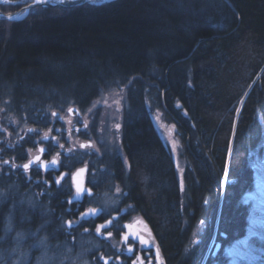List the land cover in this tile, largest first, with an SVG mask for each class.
<instances>
[{"label": "trees", "instance_id": "obj_1", "mask_svg": "<svg viewBox=\"0 0 264 264\" xmlns=\"http://www.w3.org/2000/svg\"><path fill=\"white\" fill-rule=\"evenodd\" d=\"M121 85L125 158L103 150L63 157L62 165L87 163L88 184H102L101 192L119 185L122 205L143 217L164 264H200L211 237L219 251L206 263L224 264L225 248L246 231L243 196L253 187L255 154L264 155V0H109L0 17V101L29 127L45 129L52 112L85 109ZM147 102L178 128L183 193ZM6 170L0 186L25 184L19 173L4 178ZM202 219L199 237L208 239L188 250Z\"/></svg>", "mask_w": 264, "mask_h": 264}, {"label": "rangeland", "instance_id": "obj_2", "mask_svg": "<svg viewBox=\"0 0 264 264\" xmlns=\"http://www.w3.org/2000/svg\"><path fill=\"white\" fill-rule=\"evenodd\" d=\"M29 1L32 2L33 0ZM20 2L21 0H9L4 2V4H19ZM6 8H9V6H7ZM125 86L126 85H121L116 88L101 91L98 97L92 101L91 105H89L85 109L78 110L75 106H69L62 112H52V116L49 119L51 125H46L45 129L42 130L35 127H29L24 118H18L12 113H9L7 111L8 108L4 99L0 101V147L3 146V144L1 143L12 141V143L10 142L7 148H11L9 152H15L19 144L25 142L28 143L27 149L30 150L31 146H33L35 142L41 141L45 133H47L50 138H55V141H53L52 139L49 140V145L55 147H60L61 145H63L64 151L66 148H69L67 154L69 157H74L75 160L83 155V153H90L88 154V156L93 153L99 155L103 150H115L122 156V158H125L120 142L122 110L125 101ZM147 104L150 107L149 102H147ZM72 107H75L76 110L72 109ZM69 109H72L73 111L70 113ZM76 111L79 112L77 113ZM150 111L153 125L157 129V132L163 143L170 150L180 191L181 193H183V171L185 161L183 158H180L182 140L178 132V128L173 121H170L166 118L164 112L159 108L150 107ZM53 113H56L55 117L53 116ZM116 125H119V128H117ZM30 129L33 131H29ZM81 144H90L91 147L81 148ZM0 151L3 152L1 149ZM1 152L0 161L4 162L5 158H10L7 155H4V157H2ZM85 162L87 161L85 160ZM254 162L255 165L253 169V187L250 191L244 193L243 196L248 210L246 231L243 236H240L225 248L226 261L224 264H262V262L264 261V155H257L256 153L254 156ZM2 166L3 165H1L0 163V170ZM80 167H88V164L83 163L82 165H79L71 170H66L67 173L65 175L64 181H61L59 184V186L62 184L65 185V182L70 184V186L68 187L70 190L68 197H63L60 201L64 202L62 207L65 211H67L68 215H71L72 213L78 214L77 219H69L73 221L72 227L68 228L66 225H64L63 221H65L66 216H62L59 211L58 216L57 214H55V216L51 215L53 214L54 210H52L50 214L47 213L48 226L50 225V229H58L61 230L62 234L67 233L72 236H75L72 230L73 227L78 226L81 223L80 221L82 220V217L79 211H74V208L70 206L68 199L73 190L72 173H74ZM6 171L7 172L4 174V178L8 175H11L7 173H12V169H7ZM25 179L27 180L26 177ZM86 179L87 172L84 176L85 182ZM181 181L183 182V188H181ZM2 182L4 184H10L11 182L17 183V180L2 179ZM56 185L58 186V184ZM19 187L21 189H40L42 190L41 196H49L50 194L48 184H20ZM117 188H119V192H117ZM121 196V187L119 185H116L109 193L103 192L94 197L93 202L101 205V214H105L107 212L111 214L115 209L120 208ZM12 203L13 201L9 200L6 202V206L5 204L0 205V209L3 208V206L6 209L8 205ZM15 208L18 218L23 220L24 210L19 206ZM0 211H2V209ZM47 212H49V207ZM31 213L35 214L37 219H34V217L32 218ZM30 216L31 223H33L32 225H35L40 218L39 213L36 209H32L30 212ZM130 218L132 224L136 220H141L143 222L142 224L138 225L140 229V235H143L146 239H150L153 242L150 249L155 252V260L158 264H164V260L162 258L157 242L143 217L139 214H134ZM145 225L146 228L144 227ZM205 227L206 225L203 219L197 223L196 228H194V231L192 233L191 241L187 247L188 250L195 247L198 243L203 244L205 240L208 239H202L201 237H199L201 231L202 233H204L203 229ZM84 229H87L88 233L95 235V229L91 230L88 228H83L82 230ZM82 230H78V234H80ZM149 232L151 234L150 236ZM96 239L99 241V244L97 246V249L90 256V264H102L99 257L101 254H104L105 251L112 253L114 257V260L110 261L109 264H117V258L119 259V257H121V255L126 252V247L121 241V237L117 235H112L111 238L104 239V241H106L108 245L100 241L97 237ZM137 244L139 247H141L139 242ZM218 251L219 246L215 243V240H212L211 237L206 251L202 256L200 264H207L206 259L208 255H215ZM209 264L216 263L210 262Z\"/></svg>", "mask_w": 264, "mask_h": 264}, {"label": "clouds", "instance_id": "obj_3", "mask_svg": "<svg viewBox=\"0 0 264 264\" xmlns=\"http://www.w3.org/2000/svg\"><path fill=\"white\" fill-rule=\"evenodd\" d=\"M40 189H21L15 182L0 186V205L12 200L0 211V264H90V256L99 241L82 230L72 236L48 226V204ZM21 207L24 219L15 207ZM36 209L39 220L31 224L30 212Z\"/></svg>", "mask_w": 264, "mask_h": 264}, {"label": "flooded vegetation", "instance_id": "obj_4", "mask_svg": "<svg viewBox=\"0 0 264 264\" xmlns=\"http://www.w3.org/2000/svg\"><path fill=\"white\" fill-rule=\"evenodd\" d=\"M77 112V111H76ZM79 112V111H78ZM77 112V113H78ZM51 125V123H50ZM49 125V126H50ZM21 138V137H20ZM52 138V137H51ZM49 137L48 140H44L42 138L41 141L39 142H35V144L33 146H31L30 151L27 149V147L25 148L24 154L22 155L21 153H18V149H16L15 152H9L11 148H7L8 145L10 144V142L12 141H6L3 144L2 147H0V149L3 151L1 152V156L4 157V155L9 156L10 158H5L4 161H14L16 165L20 166L23 165L25 162H27L30 158V156H36L38 154L37 150L40 148H44L46 149V151L43 154V159L46 161H50L53 157H57L59 164L58 167L54 168V169H48L47 171L42 170L36 166H33L29 169V171L27 173H25L23 171V169L21 167H17L16 169H12L10 167V165H4L3 161H0L2 168H7V169H12V174L15 176L16 173H19L21 176L24 175V179L25 177L27 178V180L25 179V184H48L49 185V196L45 195L42 196V199L47 201L48 207H49V202H51V200H53L54 202L57 201L56 204V209L55 212L53 211L52 216H55V214H57L58 216V201L61 203L62 201H60L63 197H68L70 190H69V186L70 184H65V185H56V178L59 177L61 175V173H64L66 175L68 169H65V167L62 165V161H63V157H67L68 154L67 152L69 151V148H66L65 151L63 150V148L61 147H55L52 145H49V140L51 139ZM30 144V143H29ZM56 149V150H55ZM35 150V151H34ZM15 153V154H13ZM20 155V156H19ZM22 156V157H21ZM1 157V158H2ZM87 168V176H88V167ZM65 178V176H64ZM64 178L61 181H64ZM68 178V177H67ZM66 178V179H67ZM41 179V181H40ZM85 187L91 189L92 191V196H89L87 193H85L82 198H80L79 200L76 199L75 193L72 190V193L68 199L71 200L72 202L69 203L71 207L74 208V211H79L81 214L85 212V209H89V208H98L101 209L100 206L98 205V203L93 202V198L96 197L97 195L103 193L100 190V187H103L102 184H88V181L86 179V182L84 181ZM117 185V184H116ZM114 185V186H116ZM65 186V187H64ZM113 186V187H114ZM113 190V189H112ZM111 190V191H112ZM106 193V192H104ZM109 193V191H108ZM64 203V202H62ZM95 204V205H94ZM125 208V209H123ZM127 205H122V203L120 204V208H117L114 210V212H112L111 214H109V212L105 213V214H101L102 209L100 211V213L98 215L95 216H90L87 218H82V220L80 221L81 223L78 226H74L73 227V232L74 235L76 236L78 234V230H82L83 228H88V229H95L96 225L98 224H103L106 221L112 220V224L109 225L107 228H105L103 231L104 232H111L112 235H117L119 237H121V233L125 231V229L123 228V225L125 224H132L131 222V216L136 214V213H128L127 210ZM120 209V210H119ZM119 210V211H118ZM118 211V212H117ZM59 212L62 214V216H66L65 220H69V219H77L78 214L72 213L71 215H68L67 211H65L63 209V207L59 210ZM71 217V218H69ZM113 218H116L115 220H113ZM96 235V233H95ZM96 237L104 242L105 244L108 245V243L106 241H104V238L99 237L98 235H96ZM138 241L133 242V240L131 238H129L127 243H124V246L126 247V249L128 248L129 245L132 246L133 251L129 254L127 252H125L124 254L121 255V257H119V264H140V261L143 262V264H149V261H151V264H158L157 261L155 260V252L152 251V249L150 248H142L138 246ZM106 257L110 258V261L114 260L113 254L109 253V252H104L103 254ZM138 257L140 258V260H138ZM101 261V260H100ZM109 261V262H110ZM102 262V261H101Z\"/></svg>", "mask_w": 264, "mask_h": 264}, {"label": "snow or ice", "instance_id": "obj_5", "mask_svg": "<svg viewBox=\"0 0 264 264\" xmlns=\"http://www.w3.org/2000/svg\"><path fill=\"white\" fill-rule=\"evenodd\" d=\"M46 2V0H35V3L39 4V3H44ZM73 110L69 109V112L71 113ZM240 109H237V112H239ZM53 116H56V113H53ZM117 128H119V125H116ZM29 131H33V130H29ZM59 131V130H58ZM79 131V129H78ZM44 140H48L49 139V135L47 133H45ZM53 141H55V138H51ZM61 148H63V145L60 146ZM81 148H88L91 147L90 144H81L80 145ZM30 151V150H29ZM46 151V149L44 148H40L37 150L38 154L36 156H30L29 160L27 162H25L23 165H16L14 161H4L3 164L4 165H10V167L12 169H16L17 167H21L23 169V171L25 173H27L29 171V169L33 166H36L42 170L47 171L48 169H54L56 167H58L59 161L57 157H53L50 161H46L43 159V154ZM87 172V168H81V169H77L76 172L72 173V187L76 196V199L79 200L80 198H82V196L87 193L89 196H92V191L89 188L85 187L84 184V176ZM65 174L61 173V175L59 177L56 178V183L59 185L61 180L64 178ZM181 188H183V182L181 181ZM119 188H117V192H119ZM107 195V194H105ZM72 201L69 200V203H71ZM101 209L98 208H89L86 209L84 213L81 214L82 218H87L90 216H95L98 215L100 213ZM116 218H113V220H115ZM112 220L106 221L103 224H98L96 225L95 228V233L98 236H102V238L104 239H109L112 237V233L111 232H104L103 230L105 228H107L109 225L112 224ZM64 225H66L68 228H71L73 225V221L71 220H65L63 221ZM143 222L141 220H136L133 224H125L123 225V228L125 229L124 232L121 233V241L123 243H127L129 238H131L133 240V242L138 241L140 246L142 248H150L152 246V241L150 239H146L143 235H140V229L138 227V225L142 224ZM146 228V225L144 226ZM85 231H88L87 229H85ZM150 232H149V236H150ZM133 251V248L131 245L128 246V248L126 249L127 253H131ZM157 258H158V249H157ZM99 259L102 261V264H109L110 258L104 256L103 254L100 255ZM138 260H140V258L138 257ZM117 264H119V260L117 258ZM140 264H143L142 261H140ZM149 264H151V261H149Z\"/></svg>", "mask_w": 264, "mask_h": 264}, {"label": "water", "instance_id": "obj_6", "mask_svg": "<svg viewBox=\"0 0 264 264\" xmlns=\"http://www.w3.org/2000/svg\"><path fill=\"white\" fill-rule=\"evenodd\" d=\"M102 1H106V0H76V1H66V2H49V3H35V0H33L29 5H28V9L30 7H32L33 5H42V6H54V5H73V4H78V3H83V2H88V3H92V2H102ZM26 9V11L28 10ZM26 11L24 12V8H19V9H16L12 12H2L0 10V17H4V18H7V19H11V20H17V19H21L23 18L25 15H26ZM23 12V14H21ZM17 14V15H15ZM20 14V16H19ZM72 109H75V107H72ZM76 110V109H75ZM81 168H85V167H80L78 169H81ZM77 171V170H76ZM75 171V172H76Z\"/></svg>", "mask_w": 264, "mask_h": 264}, {"label": "bare ground", "instance_id": "obj_7", "mask_svg": "<svg viewBox=\"0 0 264 264\" xmlns=\"http://www.w3.org/2000/svg\"><path fill=\"white\" fill-rule=\"evenodd\" d=\"M6 1H9V0H0V2H6ZM51 1H52V3H53V2H55V1H56V2H66V1H76V0H46V2H44V3H49V2H51ZM30 3H31V2H28V3H25V4H24V3H21V5H20L19 8H24V12H25L26 9H28V5H29ZM32 7H33V6H32ZM19 8H18V9H19ZM30 8H31V7H30ZM30 8H29V9H30ZM29 9H28V10H29ZM15 10H16V9H15ZM28 10H27V11H28ZM27 11H26V12H27ZM10 12H11V11H10ZM21 14H23V12H22ZM15 15H17V14H15ZM19 16H20V14H19ZM38 129H40V128H38ZM40 130H42V129H40ZM1 154H2V153H1Z\"/></svg>", "mask_w": 264, "mask_h": 264}]
</instances>
